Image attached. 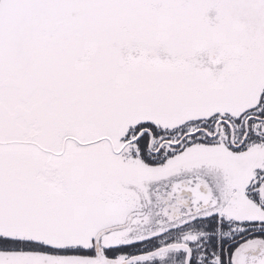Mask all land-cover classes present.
I'll use <instances>...</instances> for the list:
<instances>
[{"label": "snow or ice", "instance_id": "snow-or-ice-1", "mask_svg": "<svg viewBox=\"0 0 264 264\" xmlns=\"http://www.w3.org/2000/svg\"><path fill=\"white\" fill-rule=\"evenodd\" d=\"M0 264H264V0H0Z\"/></svg>", "mask_w": 264, "mask_h": 264}]
</instances>
